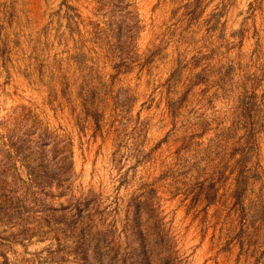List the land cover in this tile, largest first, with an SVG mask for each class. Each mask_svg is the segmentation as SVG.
Segmentation results:
<instances>
[{
  "label": "rangeland",
  "instance_id": "rangeland-1",
  "mask_svg": "<svg viewBox=\"0 0 264 264\" xmlns=\"http://www.w3.org/2000/svg\"><path fill=\"white\" fill-rule=\"evenodd\" d=\"M0 264H264V0H0Z\"/></svg>",
  "mask_w": 264,
  "mask_h": 264
}]
</instances>
